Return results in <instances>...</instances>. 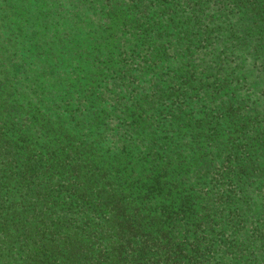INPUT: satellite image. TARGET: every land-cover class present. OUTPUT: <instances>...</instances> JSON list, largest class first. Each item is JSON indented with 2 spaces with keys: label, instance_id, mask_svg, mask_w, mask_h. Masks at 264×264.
<instances>
[{
  "label": "trees",
  "instance_id": "16d2710c",
  "mask_svg": "<svg viewBox=\"0 0 264 264\" xmlns=\"http://www.w3.org/2000/svg\"><path fill=\"white\" fill-rule=\"evenodd\" d=\"M0 264H264V0H0Z\"/></svg>",
  "mask_w": 264,
  "mask_h": 264
}]
</instances>
